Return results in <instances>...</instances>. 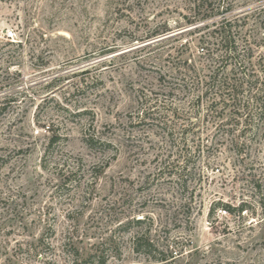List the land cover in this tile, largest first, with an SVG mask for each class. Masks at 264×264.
<instances>
[{"label":"rangeland","instance_id":"374dc122","mask_svg":"<svg viewBox=\"0 0 264 264\" xmlns=\"http://www.w3.org/2000/svg\"><path fill=\"white\" fill-rule=\"evenodd\" d=\"M191 1L0 0V171L13 199L0 264H264V111L251 104L229 131L203 112L153 108L167 101L172 57L199 59ZM231 3L255 39L249 77L264 87V0ZM157 25L168 31L135 40ZM190 121L183 134L199 150L181 191L158 168L166 135ZM91 138L113 146L90 148ZM133 217L145 220L123 232ZM135 231H149L152 254L133 251ZM97 245L100 258L74 259Z\"/></svg>","mask_w":264,"mask_h":264},{"label":"trees","instance_id":"16d2710c","mask_svg":"<svg viewBox=\"0 0 264 264\" xmlns=\"http://www.w3.org/2000/svg\"><path fill=\"white\" fill-rule=\"evenodd\" d=\"M190 8L191 13L189 17H186L185 23L194 25L189 32L195 35L194 46L199 59L196 63L195 59L183 57L182 52L178 56L172 57L169 77L163 86L167 89V101L158 105L159 99L156 98L153 108L155 107V110L161 108L167 113L170 112L172 118H178V116L186 117V119L198 118L200 112H203L204 118H210L213 123H218L217 128L219 126L227 127L229 131H232L235 126L231 122L232 120H236L238 123L237 119L246 115L244 121L247 122L246 117L251 112V104H256L260 112L264 111L263 80L249 77L252 76L250 74L254 69L250 58L253 55L252 45H254L255 39L251 40L250 35L243 31L247 16L233 14L231 0H192ZM167 31L166 25H157L137 37L140 39L135 40L149 39ZM160 42L159 40L153 41L155 44ZM185 46L186 44L181 45V47ZM237 73L243 74L238 77L235 76ZM162 76L159 78L163 79ZM243 93H249L247 96L249 98L244 100ZM239 101L240 103L237 104ZM3 109L4 107H0V115ZM140 122L141 120L137 123ZM158 122H162L159 124L168 127L167 123L173 122V120L163 119ZM188 125H183L182 133L178 137H175L173 133L166 135L170 141V147L166 150L163 162H160V166L164 164L163 167L158 168V171L161 172L163 168L169 167L181 191L186 186L185 177L188 175L184 171V166L193 156L195 157L191 154V150L193 153L196 152V149L199 150V144H194L195 149H192V145L187 142L183 134V131L194 128L197 124L190 121ZM238 138H230V144L235 148L245 144ZM86 142L90 148L100 145L106 149L112 145L110 139L93 140L91 138ZM197 153L199 156V151ZM154 158L157 159L158 154ZM7 162L6 155L0 154V170ZM4 183L0 171V216L8 210L6 203L13 200L12 194L8 193L9 189L5 187ZM221 207L224 211H229L226 205ZM243 208L242 205L240 211ZM144 220V217L128 218L118 227L125 232L128 231L131 224L141 225ZM70 239L66 241L68 244ZM131 240L133 251L152 254L153 240L149 231H135ZM99 247L100 245L95 246V251L87 253L85 257H81L74 247V259L86 263L92 259L100 258ZM105 262L103 257L99 259V264H105Z\"/></svg>","mask_w":264,"mask_h":264}]
</instances>
